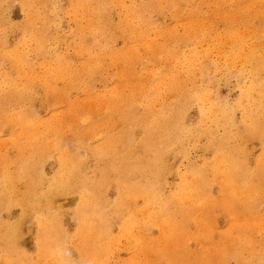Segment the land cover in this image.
<instances>
[{
	"label": "bare ground",
	"instance_id": "bare-ground-1",
	"mask_svg": "<svg viewBox=\"0 0 264 264\" xmlns=\"http://www.w3.org/2000/svg\"><path fill=\"white\" fill-rule=\"evenodd\" d=\"M58 1L20 0L25 17V21L18 25L22 37L14 47L9 48L4 34L2 35L8 24L3 8L9 1L0 0V122L13 128L12 144L17 149L22 147L21 139H25L29 146L28 150L25 149L27 152L24 153V158L7 162L14 167L15 172L7 170L4 173L1 191L2 196L6 197L4 201L7 206L22 205L26 214H36L41 234L37 244L39 260L33 264H45L46 261L54 259L64 264L74 262L67 255L70 250L66 239L57 236L61 230L53 207L54 200L59 195H79V204L75 209L76 230L70 239L72 245L80 251V260L91 264H107L108 258L121 241V237L112 236L106 229L108 219L103 208L106 206L105 186L109 184L106 175L108 168L105 164H100L105 163L103 159L109 151L113 147L117 149L119 145L112 143L109 134L97 137L95 130L99 124L90 121L85 122L82 130L75 132L74 137H65L62 119L51 114L42 118L34 109L38 95L41 96L42 104L50 111L56 108V100L66 96V87H58L59 80L65 82L66 86L69 85L68 89L78 87L91 97L92 101L89 99L84 104L71 103L70 108L77 110L76 112L84 106H89L87 109H105L107 117L110 116L109 111L115 115L122 111L121 118L129 126L132 124L134 129L141 131L136 143L131 144L135 146L130 145L129 129L120 136V148L123 147L124 151L116 164L118 199L113 203L112 213L122 218L120 235L126 238L128 244L148 246L142 244L148 229L156 225L167 231L172 226L171 217L174 211L194 212L199 204L205 212L219 204L233 210L235 202L243 203L244 208H255L254 202L258 196L264 198V180L261 177L264 171V27H252L253 25L247 24L249 21L238 20L236 24H244L230 26L220 33L214 31L213 37L212 32L201 30L206 26V22H201L205 17L199 15L201 11L196 7L190 14L193 17L188 18L186 35L188 39L198 40L185 50L180 51L178 47L167 50L156 42V36L169 34L170 37L177 38L176 29L158 28L152 32L155 34L152 36L149 33L152 19L148 14L166 8L177 9L176 5L181 0H147L140 5L133 4L132 0L129 4L127 0H69L64 13L75 21L79 17L87 21V29L81 31L79 40L69 44L76 54L73 58L59 50L62 43L60 37L47 31L50 20L60 16ZM215 6L217 11H225V6H229L235 10L233 14H237L241 8V11H262L264 0H219ZM225 12L227 14H223L227 20L232 18L229 11ZM114 13L117 15L116 22H113ZM38 21L41 22L40 25ZM199 29L201 36L197 35ZM115 32L132 39L134 45H127L121 51L112 49ZM209 41L216 50L219 62L213 60L209 50L199 49V42L202 46ZM140 46L145 48V53L153 60L165 53L164 56L167 55L174 70L169 73H148L149 81L144 89L146 92L143 99L138 101L135 95L125 96L121 91L122 83L128 77L124 71L118 74L120 82L115 80L114 86L109 89L102 71L107 59L115 63L122 61L125 64L124 69L130 71L134 61L142 57ZM31 53L40 57L37 59L41 60V70H37L36 64L39 60L37 63L33 62ZM85 53L88 55H84ZM149 56L145 54L147 60ZM77 59H81L78 66L75 62ZM221 69L227 73L234 69L244 74L246 81H250L244 96L238 102L242 109L243 127L237 136L241 139L263 137V154L258 160L257 169L251 172L246 161L240 157L241 149L227 145L228 140L235 134L229 131L228 135L219 138L216 143L211 140L208 144L207 148L214 151L212 160L180 174L179 183L167 195L164 187L167 174L172 170L167 155L175 151L184 152L187 141L195 142L204 135L212 137L213 132L208 127H212L214 123L221 122L226 128L231 124V119H222L224 113H219L210 103L206 91L188 94L187 89L181 88L184 80L178 76L179 71L187 73L191 78L197 72L204 77ZM97 72L101 73L100 80L104 86L102 90L94 88ZM169 92L175 96L171 106L163 103ZM189 101H195L200 107L201 120L194 128L188 127L185 121V110ZM135 103L141 108L139 113L134 110ZM158 104L160 108H157ZM14 105H18V108L10 112ZM76 120L73 121L74 124ZM95 137L102 141L92 144L89 140ZM1 143L3 142L0 141ZM134 148H137V152ZM82 149L86 155L82 154L83 151L81 153ZM49 156L55 157L56 169L48 178L47 188L40 191L39 183L43 182V178L42 175L38 176L37 171L41 162ZM89 158L95 159L92 171L86 170ZM131 174L136 175L135 182L129 180ZM16 181H23L28 185L26 194L29 191L35 197L32 204L27 205L25 199L16 197L20 195ZM214 184L219 185V196H214L211 192L210 188ZM139 200L142 201L140 207L134 204ZM247 200L251 201L246 202ZM206 218L199 215L197 220H207ZM187 222L185 219V223ZM6 237L9 255L2 256L4 264H30L28 260L13 257L17 241L15 226L8 228ZM100 240L106 241L98 246L96 243ZM237 259L242 262L240 253ZM243 263L251 264V261L246 260Z\"/></svg>",
	"mask_w": 264,
	"mask_h": 264
},
{
	"label": "rangeland",
	"instance_id": "rangeland-1",
	"mask_svg": "<svg viewBox=\"0 0 264 264\" xmlns=\"http://www.w3.org/2000/svg\"><path fill=\"white\" fill-rule=\"evenodd\" d=\"M6 1H9V3L3 8V12L8 24L3 30L2 35L4 34L6 38L7 46L12 48L22 37L18 25L25 21V17L21 9L20 0ZM68 1L69 0L58 1L60 16L57 19L52 18L50 20L47 31L50 34L59 36L62 42L59 50L74 58L76 54L69 44L72 42L74 43L75 40H79V34L81 31L87 29V21L82 17H79L78 21H75L68 14L64 13ZM145 1L147 0H132L133 4L135 3L136 5H140ZM217 1L219 0H181L176 5L177 9L172 10L171 8H166L163 11H152L148 14L152 19V24L149 26V33L154 32L158 28H174L176 29L177 38H172L169 34H159L156 36V42L160 43L162 47L167 50L175 47H178L180 51L185 50L186 47L192 46V42L198 40L195 38L188 39L186 35V27H188L189 24H187L188 18L196 7L201 11L199 15H204L205 17L201 22H206V26L201 30H205V32L208 33L212 32V36L215 35L214 31L220 33L230 26H242L244 23L239 22V24H236L238 20H243L244 22L249 21L247 24L253 25L252 27H264V9L262 11H256V9L241 11L243 9L241 8L238 10L237 14H233L235 10L230 9L229 6H225L224 10L229 11L232 15V18H228L229 20H227L223 14L226 13L225 11H217L215 6ZM129 3L130 0H127V4ZM241 4H244V2L241 1ZM112 16L114 19L113 22H116V13ZM191 17L193 16H190V18ZM38 22V25H40L41 22ZM201 30L199 29L197 35L201 36ZM106 32L108 33L109 29H107ZM152 36H155V34L152 33ZM210 43L212 42H206L201 46L199 42V49L209 50L212 54L213 60L219 62L220 59L216 54V50ZM127 45L133 46V40L125 38L118 32H115L112 49L121 51ZM140 51L142 57L137 61H134L130 71L124 69L125 64L122 61L115 63L110 59L105 61L102 71L105 75L108 89L114 86L115 80L120 82L118 74L124 71L128 77H126L125 81L123 79L124 82L122 81L121 91L125 96L135 95L136 100L138 101L143 99V94L146 92L144 89L149 81L147 80L149 78L148 73L152 71L169 73L174 70L172 68L173 64L168 60L167 55L164 56L165 53H161L153 60L147 53H145V48L143 46H140ZM145 54L149 56V60H147ZM84 55L88 54L85 53ZM30 58L36 63L37 60H39L36 67L37 70H41V65L39 63L41 60L37 59L40 57L31 53ZM80 60L81 59H77L75 61L77 66L80 64ZM5 66H7V64ZM178 76L184 80L181 88L187 89L188 94L196 93L198 91H206L209 95L210 103L215 106V109L218 110L219 113L220 111L224 113L225 116H222V119H231V124L226 128L221 122L220 124L214 123L215 125L208 127L211 129L209 131L213 132V134H211L212 137L204 135L199 137L195 142L187 141L188 143L186 142L185 144L184 152L175 151L170 152L167 155V161L172 167L171 172L167 174L166 186L164 187L167 195L173 192L176 185L179 183L180 174L187 173L192 169L191 167H200L205 161L212 160L214 151L207 148L208 144L211 140H215L214 143H216L219 138L228 135L229 131L235 134H233V138L228 140L229 143L227 145L230 148H240L242 151L240 157L246 161L248 169L251 172H254L257 169L258 160L263 154V137L256 136L241 139V137L237 136V133H239L243 127L242 109L238 106V102L246 92L247 86L250 82L249 79L247 78L248 81H246V76L234 69H232L230 73L221 69L204 77L197 72V74L192 75L191 78L189 75L187 76V73L179 71ZM100 78L101 73L97 72L94 78V88L97 90H102L104 88ZM262 82L264 85V71H262ZM58 87H66V96L56 100V108L52 109V111L42 104L41 96H37L34 109L38 116L45 118L51 114L54 115V117L62 119L65 126L63 131L65 137H74L75 132L81 131L84 123H87V121L97 123L99 125L95 130L96 136L100 137L104 134H109L112 137V143H117V145H119L117 149L113 147V149L109 151L107 157L103 159L105 163H100L101 165L105 164V167L108 168L106 175L109 183L107 185L109 187L105 186L106 206L103 208L108 219L106 229L112 236H116L117 238L121 237L118 248L114 249L111 257L108 258L107 264H202L203 262L204 264H242V262L246 260L251 261V264H263L264 198L261 195L258 196L257 201L254 202L255 208L252 209L244 208V205L241 202H235L233 203V210L219 204L212 206L207 212H205L199 204V208H195L194 212H192V210H185L186 212H189L188 214H186L185 211H174L171 217L172 226L168 228L167 231L156 225L148 229L147 234L145 235V240L142 242V244L148 246L142 247V245L128 244L126 238L120 235L122 218L120 215L115 216L112 213L114 208L113 203L118 199V171H116V164L119 162L122 152L124 151L123 147L120 148V136L125 130L127 131L129 129L128 132L131 133V145L136 143V139L141 136V131L139 129L136 130V128L134 129L132 124L129 126V124L121 118L122 111L117 113V115L109 111L110 116L107 117L105 109H99L97 107L87 109L89 106H84L76 112L77 110L70 108L71 103L81 102L84 104L88 102L91 97H89L86 91H83L78 87L68 89L69 85L66 86V83L61 80L58 81ZM174 99V93L169 92L163 103L171 106ZM188 103L189 104L185 110V121H187L186 125H188V127L194 128V126L201 120L200 107L195 101H189ZM133 105H135L134 110L139 113L141 109L138 107L139 104L135 103ZM14 108H18V105H14L10 112L15 111ZM157 108H160V104L157 105ZM120 114L121 116H119ZM76 119H79V122ZM75 120L76 124L73 122ZM113 124L117 125V127ZM13 133L14 130L10 125L0 122V141L3 142L0 144V264H4L5 262L4 259H2V256L9 255V245L6 233L11 226L17 228L16 250L13 257L23 258L24 260H28L30 264H33L39 260L37 244L41 234L36 214H26L22 205L14 204L12 206H7L4 201L6 197L2 196L1 191V186L4 184L3 181L1 182L4 173L7 170L15 172L14 167L11 164L8 165L7 162L19 161L24 158V153L29 149V146L25 143V139H21L23 142L22 147L17 149L12 144ZM97 137L92 138L89 141L92 144H99L102 139ZM71 146H73V143H71ZM83 150L84 149L81 150V153ZM134 151L137 152V148H134ZM82 154L86 155V152L83 151ZM4 156L6 158H4ZM94 163L95 159L89 158V160H87L88 169L86 168V170L92 171ZM40 165L41 167H39L37 174L40 177L42 175L43 182L40 181L38 189L44 191L47 188L48 178L52 176L56 169V159L54 156H49L41 162ZM261 177L264 180V171L262 172ZM120 178L123 177L120 176ZM129 180L135 182L137 180L136 175L131 174ZM15 185L20 189V195L16 196L17 198L25 199L27 205H30L35 201V197L31 192L28 191L29 194H26L28 185H26L25 182L16 181ZM210 189L214 196L220 195L218 184H214ZM79 200L78 193L59 195L55 198L53 213L56 215L55 219L58 220V224L60 223L59 228L61 230L57 236L66 239L67 246L70 250L67 255L74 260L72 264H91L83 259L80 260V251L72 245L70 239L76 230L77 222L75 218V209L78 207ZM249 201L251 200H247L246 202ZM134 204L140 207L142 201L139 200ZM199 215L207 217L208 219L206 218L207 220L198 221L197 218ZM185 219L188 221L187 223H185ZM183 223H185V225ZM156 240L158 241L156 242ZM105 241L106 240H100L96 244L99 246ZM239 253L242 257V262H239L237 259ZM51 261H46L45 264H64L57 259Z\"/></svg>",
	"mask_w": 264,
	"mask_h": 264
}]
</instances>
